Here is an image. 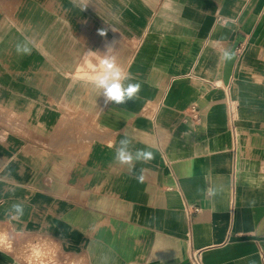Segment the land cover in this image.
I'll list each match as a JSON object with an SVG mask.
<instances>
[{"label":"crops","instance_id":"obj_1","mask_svg":"<svg viewBox=\"0 0 264 264\" xmlns=\"http://www.w3.org/2000/svg\"><path fill=\"white\" fill-rule=\"evenodd\" d=\"M105 55L138 99L98 97ZM125 136L154 154L144 183L114 159ZM195 253L264 264V0H0V264Z\"/></svg>","mask_w":264,"mask_h":264},{"label":"clouds","instance_id":"obj_2","mask_svg":"<svg viewBox=\"0 0 264 264\" xmlns=\"http://www.w3.org/2000/svg\"><path fill=\"white\" fill-rule=\"evenodd\" d=\"M86 8V7H85ZM105 29H99L98 35L101 37L106 36ZM30 41L25 40L16 45V52L18 55L30 54L31 48L29 47ZM107 51L113 48L112 44L106 45ZM234 53L230 50H224L221 59L230 61L233 59ZM101 69L98 70L92 78V86L96 90L98 97L104 98V103L107 105L113 102L117 105L124 104L128 100L138 99V94L141 89L139 82H132L134 77L130 73H125L124 70L118 65L114 56L105 55L101 61ZM114 159L117 164L127 167L129 173L135 175L139 183L145 182V169L141 168L137 173L136 164H147L154 159L152 151L147 149L133 150V141L130 137L125 136L119 141L118 146L115 148ZM209 195H215V192L210 190ZM24 215L23 205L20 203L12 206V213L10 219L19 221Z\"/></svg>","mask_w":264,"mask_h":264},{"label":"built area","instance_id":"obj_3","mask_svg":"<svg viewBox=\"0 0 264 264\" xmlns=\"http://www.w3.org/2000/svg\"><path fill=\"white\" fill-rule=\"evenodd\" d=\"M243 47V46H242ZM242 50V48H239L238 51L240 52ZM234 114H235V106L233 103H229V120L231 121V125H232V121H233V118H234ZM193 261H194V264H202L200 258H199V254L198 253H195L193 255Z\"/></svg>","mask_w":264,"mask_h":264},{"label":"rangeland","instance_id":"obj_4","mask_svg":"<svg viewBox=\"0 0 264 264\" xmlns=\"http://www.w3.org/2000/svg\"><path fill=\"white\" fill-rule=\"evenodd\" d=\"M2 239H3V237H2ZM2 239H1V244H3V243H4V240H2ZM32 249H33V248H32ZM33 252H34V251H33Z\"/></svg>","mask_w":264,"mask_h":264}]
</instances>
